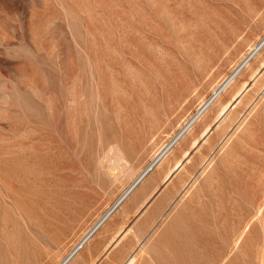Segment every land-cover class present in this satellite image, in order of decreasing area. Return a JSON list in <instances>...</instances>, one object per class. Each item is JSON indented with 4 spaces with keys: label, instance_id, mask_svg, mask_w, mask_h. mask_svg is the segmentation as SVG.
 <instances>
[{
    "label": "rangeland",
    "instance_id": "obj_1",
    "mask_svg": "<svg viewBox=\"0 0 264 264\" xmlns=\"http://www.w3.org/2000/svg\"><path fill=\"white\" fill-rule=\"evenodd\" d=\"M263 37L264 0H0V264H264V47L106 215Z\"/></svg>",
    "mask_w": 264,
    "mask_h": 264
},
{
    "label": "bare ground",
    "instance_id": "obj_2",
    "mask_svg": "<svg viewBox=\"0 0 264 264\" xmlns=\"http://www.w3.org/2000/svg\"><path fill=\"white\" fill-rule=\"evenodd\" d=\"M263 47H264V37L260 40V42L255 47L250 49V51L243 58V60L237 65V67L223 80V82H221L213 90V93L211 94V96L208 99H206L201 104V106L198 108L197 112L192 117H190V119L188 121H186L184 123V125L178 130L176 135L173 138H171L172 140L169 142V144L165 145L155 155V157L153 158V160L149 164V166L144 171L142 170L140 175L134 180V182L131 185H129L128 189L121 195V197L117 200V202H115V204L113 203L114 206L108 211V214H106L107 216L116 207L118 208L119 206H121L123 204V202L143 183V181L149 176V174L156 167H158L160 164H162L161 162L168 157L169 153L174 148V145H176L179 140H181L190 130H192V128L198 122H200L199 123L200 125L203 124L204 120L208 117V114L211 113L212 111H215L217 108H219L218 109V117H223L231 108H234L236 106V104L239 103L243 94L248 90V86L243 85L239 90L232 93L233 88L236 87V85H237V83H234V82L236 81V79L239 76V74L241 73V71L249 64V62L252 60V58L255 57L256 54L261 49H263ZM223 94H225V95L219 100V98ZM226 96H231V102H229V104H227V105H224L222 102ZM211 107H212V109L210 110ZM209 110H210V112H209ZM216 125H217V123H216ZM210 132H211L210 126H206V128L202 134V138L205 139ZM193 143H194L193 147H196L197 141H195ZM187 156H188V153H185L184 158L189 157V156L188 157ZM183 164L184 163L181 161L176 162V164L173 167H171L170 170L167 172L166 177H165L163 182L165 184L168 183L171 180V178L174 176V174L183 167ZM102 216H104V215H102ZM107 216H105L104 218H100L102 220H100V222L96 225L97 228L101 223L104 222V220L106 219ZM108 217H110V215ZM93 226H95V225H93ZM96 227H94V230H96ZM92 233H93V230L90 231V233L87 234V236L82 241L80 240L81 242L79 243L78 248L81 247L83 245V243H85V241L87 242V238ZM92 235H94V234H92ZM75 253H77V252H75ZM72 259H73V253L71 255L67 256V258L61 264H68L69 262H71ZM133 261H134V258L132 257V259L129 260V263L132 264Z\"/></svg>",
    "mask_w": 264,
    "mask_h": 264
}]
</instances>
